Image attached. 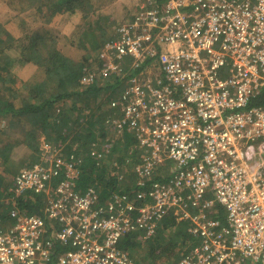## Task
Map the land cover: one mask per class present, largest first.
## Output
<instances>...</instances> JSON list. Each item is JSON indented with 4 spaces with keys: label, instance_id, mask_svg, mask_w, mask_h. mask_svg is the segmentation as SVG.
<instances>
[{
    "label": "built area",
    "instance_id": "1",
    "mask_svg": "<svg viewBox=\"0 0 264 264\" xmlns=\"http://www.w3.org/2000/svg\"><path fill=\"white\" fill-rule=\"evenodd\" d=\"M140 8L101 51L106 72L124 56L139 68L108 120L137 138L139 182L161 179L137 198L114 192L101 203L95 187L77 191L73 156L47 145L51 153L13 177L19 193L44 195L43 210L0 217V264H135L120 240L150 237L168 214L200 238L178 264H264V104L252 103L264 88V0Z\"/></svg>",
    "mask_w": 264,
    "mask_h": 264
},
{
    "label": "trees",
    "instance_id": "2",
    "mask_svg": "<svg viewBox=\"0 0 264 264\" xmlns=\"http://www.w3.org/2000/svg\"><path fill=\"white\" fill-rule=\"evenodd\" d=\"M20 1L26 5L25 9L36 8L39 11L43 10L42 4L46 3L49 9L54 10L53 13L64 10L73 13L83 4L82 0ZM140 9L137 7L128 20L133 19ZM98 22L80 24L77 29L70 31L68 36L71 38V46L78 50L76 56H70L57 47V39L60 37L55 36L58 33L51 29L53 33L47 35L34 32L27 36L21 33L22 37L27 36L31 41L19 46L21 55L22 52L27 55L21 57L20 61H32L36 53L34 48L43 45L46 57L41 64H36L44 68V74L39 80L35 77L29 83L25 82L26 91L21 93L12 86L17 78L12 74L9 64L14 62L7 64L6 58H2L5 61L0 58V117L9 119L14 125H24L22 119L25 118L29 123V126L25 124L24 127L26 139L28 145L36 151L40 149L39 137H45L47 143H53L56 148L62 147L64 156H73L82 170L81 189L95 187L100 202L105 203L114 192L127 193L128 197L137 198V194L145 190L147 185L154 180L159 181L162 174L156 172L152 180H148L145 185L141 184L133 165L138 155L137 138L126 130L125 140H122L110 131L112 125L106 115L107 109H115L110 106L112 99L122 96L128 86V78L136 74L139 68L131 69V57L124 56L118 59L122 63L121 67L104 71L109 61L102 55L101 48L117 36L111 34L105 37L104 33L98 35L97 30L109 33V26ZM82 48L86 51L82 52ZM92 67L96 68L93 70ZM3 88L10 94L4 93ZM107 93L108 97H105ZM109 96L112 99H108ZM61 101L63 104H60L57 111L56 104ZM252 103L264 104V88L253 98ZM13 148L11 143L0 147L3 165L0 167V217H8L9 210L15 206L28 214H40L44 206V195L33 191L19 193L13 179L7 177L17 175L11 167ZM32 161L38 159L35 157ZM102 161L104 163L101 164ZM174 175L167 171L164 178L170 180ZM142 201L137 199L136 205H143ZM189 227L190 220L178 221L174 215L168 214L158 221L155 233L149 238L139 240L142 231H130L120 240L119 247L128 253L135 264H142L140 258L146 264H178L183 251L200 241L199 237L191 234ZM142 247H145V252L137 256L138 248ZM65 249H69V246H60V250Z\"/></svg>",
    "mask_w": 264,
    "mask_h": 264
},
{
    "label": "rangeland",
    "instance_id": "3",
    "mask_svg": "<svg viewBox=\"0 0 264 264\" xmlns=\"http://www.w3.org/2000/svg\"><path fill=\"white\" fill-rule=\"evenodd\" d=\"M82 1L83 4L73 13H71L69 10H64L63 12L57 11L56 13H53L54 10L52 11L51 9H49L46 3L42 4L43 10L39 11L35 7V9L32 10H29V8H26V10V5L20 0H0V58H6L7 64L10 62H14V64L10 63L9 65L11 67L10 70L12 74L17 78L16 83H13L12 85L15 89L19 90L21 93H25V84L34 80L35 77L36 80H39L40 76H43L44 74V68L37 65L38 63L41 64L43 62V59H45L46 57V51H44L45 47H43V45H39L38 47L34 48L36 53L34 54V57L31 58L32 61H26L27 59L20 61L21 57L24 58L27 55H25L26 52H22L21 55V49L19 46L21 44L23 45L24 43H30L31 40L29 39V37H27L28 35H31L34 32L41 33L42 35L57 32L58 35L55 36L60 37L57 39V47L61 48L70 56H76V51L78 52V50L73 48V45L71 46V38L68 36L71 30L73 31L77 29L80 24L82 25L88 22H91L93 24L97 20H99L102 25L109 26V33L102 31L99 32V30H97L98 35H103L104 33L105 37H110L111 34L115 33L117 27L120 24L128 21V17L131 15V13H133V11H135L137 7H141V5L143 6L145 4H148V2L154 0ZM21 33H26L27 36L22 37ZM27 49H23L22 51H27ZM80 50L82 52L86 51V49L83 48ZM104 50L105 46L101 48V51ZM2 60L5 61L4 59ZM94 68L96 67H92L93 70ZM124 84L127 83L125 82ZM3 91L4 93H7L4 88ZM104 96L108 97V93ZM104 96L102 99L105 98ZM110 98L111 97L109 96L108 99ZM61 103L63 104V101L56 104L58 105L57 111L59 110ZM65 105L66 107H68L67 104ZM103 107L106 108V104H104ZM107 110L108 112L106 113V115L108 117H110V115L115 116V110ZM118 116L119 114L115 117V119H117ZM22 120H24L26 126H29V123L25 118H23ZM25 124L14 125L10 123L9 119L0 117V147L5 143H11L14 145L11 158V167L15 169V174H18L26 166L40 161L45 153H51L52 149H49L47 145H49L50 148H56L53 143L49 142L47 144L45 137H39L38 141L40 143V149L38 151L31 148L28 145V140L26 139V130L24 128ZM110 131L112 133H117L114 127L113 129L110 128ZM22 140H24L25 142H23ZM140 155H142L141 152L135 157L134 161L139 159ZM35 157L36 159H38V161L33 162L32 160ZM102 163H104V161H102L101 164ZM1 164L2 159L0 158V167L3 166H1ZM133 165L135 166V163H133ZM7 177L12 180L14 175L11 174ZM77 183L79 186L77 188V191L82 190L80 181H77ZM146 238L149 237H144L143 235L138 237L139 240H145ZM144 252L145 247H142L141 249L138 248L137 256L142 255ZM140 261L142 264H146V261H143V258H140Z\"/></svg>",
    "mask_w": 264,
    "mask_h": 264
},
{
    "label": "crops",
    "instance_id": "4",
    "mask_svg": "<svg viewBox=\"0 0 264 264\" xmlns=\"http://www.w3.org/2000/svg\"><path fill=\"white\" fill-rule=\"evenodd\" d=\"M113 129V128H112ZM116 131V130H115ZM126 131H124V133H121V134H119V136L118 137H120L122 140H125V133ZM117 134V133H116ZM117 137V138H118Z\"/></svg>",
    "mask_w": 264,
    "mask_h": 264
}]
</instances>
